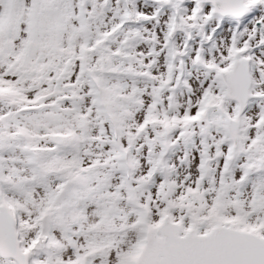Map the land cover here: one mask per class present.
<instances>
[{"label":"snow or ice","instance_id":"obj_1","mask_svg":"<svg viewBox=\"0 0 264 264\" xmlns=\"http://www.w3.org/2000/svg\"><path fill=\"white\" fill-rule=\"evenodd\" d=\"M0 264H264V0H0Z\"/></svg>","mask_w":264,"mask_h":264}]
</instances>
